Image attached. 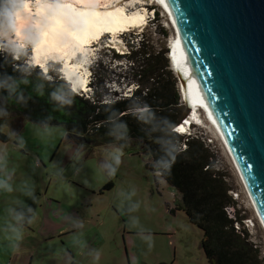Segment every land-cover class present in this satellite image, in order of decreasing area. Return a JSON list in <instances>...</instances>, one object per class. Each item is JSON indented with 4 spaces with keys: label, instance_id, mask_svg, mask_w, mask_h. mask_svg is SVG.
<instances>
[{
    "label": "rangeland",
    "instance_id": "rangeland-1",
    "mask_svg": "<svg viewBox=\"0 0 264 264\" xmlns=\"http://www.w3.org/2000/svg\"><path fill=\"white\" fill-rule=\"evenodd\" d=\"M68 1L80 3L79 0ZM91 1L101 7L107 1L111 4L116 0L88 2ZM139 1L141 3H135V7L141 12L144 10L142 24L124 28L114 35L110 32L100 34L87 46L88 53H79L77 59H72L84 64L86 82L92 81L95 86L89 88L85 84L86 93L72 88L70 84L74 92L90 94L96 89L103 98L112 99L127 96L134 88L131 86L142 66L138 63L129 66L124 60H112L110 53L104 49L108 45L113 46L116 53L123 54L128 50L125 40L137 45L142 35L154 51L165 50L167 40L171 47L175 36L172 41L171 27L161 6L154 0ZM117 3L123 5L120 0ZM133 6L134 3L126 4V13ZM151 6H155L154 11L158 12L157 20L149 8ZM161 28L166 32L165 37L158 33ZM108 42L110 44L107 45ZM28 59L29 49L24 61L29 66H35ZM53 63H58L59 70L53 67ZM35 67L48 79L55 72H62L61 61L47 60L45 68L38 64ZM9 110L12 113L10 120H14L17 113L11 106ZM203 123L206 127L204 130L194 127L191 133L200 137L203 148L212 157L213 169L223 176L229 188L227 194L233 204L225 207L226 213L231 218L240 219L235 228L246 233V244L257 248L259 264H264V232L217 136L211 126ZM4 124L9 125L8 121L0 120V126ZM6 131L0 133L9 139ZM17 134L25 147L17 150L14 146L19 141L8 140L5 143L8 152L6 167L0 172V178H3L14 170L11 183L17 189L12 193L0 191V264L7 262L8 250H15L10 264H66L70 257L75 264H208L200 247L201 230L178 209L179 194L149 167L152 160L143 154L142 146L134 144L135 150H127L130 145H100L92 147L91 154H88L83 147L78 149L76 144L68 141L63 127L52 125L44 129L28 121H22ZM117 155L120 156L118 165L115 160ZM109 166L116 168L111 178L108 177ZM25 181L35 187V203L20 191ZM107 183H111L112 187L100 192ZM17 200L31 206L35 217L30 225L24 223L23 239L19 248L14 249L8 246L6 237H11V233L6 229L9 223L14 225L15 221L11 220L6 210L17 207ZM44 215L54 222H44ZM52 224L62 228V231L42 237L37 235L38 231L44 233L43 225L52 227ZM80 224L83 227H79ZM240 236L243 237L242 234ZM102 243L104 246L98 259H94L89 253H93ZM5 247L8 250L2 251Z\"/></svg>",
    "mask_w": 264,
    "mask_h": 264
},
{
    "label": "trees",
    "instance_id": "trees-1",
    "mask_svg": "<svg viewBox=\"0 0 264 264\" xmlns=\"http://www.w3.org/2000/svg\"><path fill=\"white\" fill-rule=\"evenodd\" d=\"M158 33L166 36L162 28ZM125 44L128 50L123 54L116 53L111 46L104 49L114 61L124 60L129 66L138 63L142 67L130 93L112 99L103 98L96 89L90 94L74 92L57 72L45 79L35 66L22 63L24 57L16 60L0 54V75L26 79L28 83L20 84V88L25 96L31 97L26 106L10 105L17 113L14 120H6L10 130L17 134L22 121L39 126L42 123L59 125L65 130L68 141L75 143L78 149L83 147L88 154L92 147L100 145H130L127 150H135L134 144L142 146L143 154L152 160L149 167L179 194L178 209L201 230L200 247L208 264H259L257 248L247 245L246 233L234 227L240 219L226 213L225 207L233 204L227 194L229 188L223 176L213 169L212 157L203 148L200 137L171 131L184 115V108L178 102L176 79L167 69L166 50L154 51L142 35L137 45L127 39ZM53 67L57 69L58 65L53 64ZM37 85L43 86V95L38 94ZM88 85L95 88L92 81ZM6 86L13 88L15 83ZM52 91L70 97L72 104L52 101ZM137 117L147 123L138 122ZM121 124L127 126L126 138L116 139L108 134L110 130L123 132ZM8 140L0 133L1 142ZM157 161L163 171L154 166ZM111 187L112 184L107 183L100 192Z\"/></svg>",
    "mask_w": 264,
    "mask_h": 264
},
{
    "label": "water",
    "instance_id": "water-1",
    "mask_svg": "<svg viewBox=\"0 0 264 264\" xmlns=\"http://www.w3.org/2000/svg\"><path fill=\"white\" fill-rule=\"evenodd\" d=\"M169 2L187 68L209 99L264 222V0Z\"/></svg>",
    "mask_w": 264,
    "mask_h": 264
},
{
    "label": "bare ground",
    "instance_id": "bare-ground-1",
    "mask_svg": "<svg viewBox=\"0 0 264 264\" xmlns=\"http://www.w3.org/2000/svg\"><path fill=\"white\" fill-rule=\"evenodd\" d=\"M88 1L89 0H79L78 2L81 4H74L68 0H60L59 2L48 0H35L32 2L27 0L24 8V15L18 20L20 26H24L26 23H32L37 24L41 30H47V35L42 37L40 44L35 48L29 47L28 60L32 61L31 64L35 66L38 64L45 68L47 60L61 61L62 74H64L66 80L73 85V88L78 90L87 87L85 86L86 79L84 76L86 71L84 64L81 65L78 62L72 61V59L75 57L77 59L79 53H88L89 50L87 46L90 45L92 40L100 36V34L110 32L114 35L124 28L134 27L140 23L142 24L145 18L144 10L141 12L137 10L138 7H135V3H141L139 0H120L123 2V5H119L117 0L111 2V4L107 1V4L105 2V5L101 7H97L94 2L92 4V1ZM154 2H156L159 7L162 6L165 8L163 14L166 20H168L167 24L171 27L172 41L174 40L173 36H175L173 44L168 49L169 59L177 65V72L182 74L184 78L183 81L186 82V87L184 84L182 86L184 91L188 88L190 99L195 102L197 101V104L203 108H205V104H207L206 109L210 112L212 106L209 99L205 93L202 94L203 90L197 85L198 82L195 75L193 74L191 76L187 68L188 52L185 50L184 42L178 34L179 28L169 0H154ZM131 3H134V6L126 13L124 7L126 4L130 5ZM53 4L57 5V7H46ZM52 16L56 17L58 23L50 27ZM83 55L87 56L86 54ZM210 114V120L213 121V123L211 122V128L213 129L212 125H214L215 129H213V131L236 172L255 219L264 232L262 217L255 202L251 198L250 190L231 152L229 144L225 139L223 131L217 122V117L213 112ZM184 129L185 126L181 123L178 127L179 132L182 133Z\"/></svg>",
    "mask_w": 264,
    "mask_h": 264
},
{
    "label": "clouds",
    "instance_id": "clouds-1",
    "mask_svg": "<svg viewBox=\"0 0 264 264\" xmlns=\"http://www.w3.org/2000/svg\"><path fill=\"white\" fill-rule=\"evenodd\" d=\"M26 2L27 0H0V54H3L6 57H10L11 59L14 58L18 60L21 59V57H27L29 47L35 48L38 44H40L42 37L45 36V34H47V30L46 29L41 30L37 24L26 23L24 26H20L18 24L19 18L23 17L24 15V8ZM46 7L56 8L57 5L53 4V5H48ZM154 7L155 6H151L149 8L152 9L151 12L155 19L156 13L158 12L154 11ZM161 8L163 9V11H165L164 7L161 6ZM56 23H58V20L56 19L55 16H52L50 27ZM168 43L169 40H167L166 49H165L166 50L165 56L168 59L167 69L171 73H173L176 77L175 79H177L176 73L179 74L180 72H177L176 69L177 65H175L169 59L168 49L170 48V44L168 45ZM22 62L26 63L27 66L29 67V63L27 61L23 60ZM57 70H59V67H57ZM59 75L61 78L65 80L66 83H68L70 87V83L66 80L64 74H62V72H59ZM45 78L47 79V77ZM13 82L15 83V87L10 88L6 86L7 84H11ZM27 83L28 81L26 79L13 78V77L9 78L7 74L0 75V120L10 121V118L12 116V113L9 110L10 105H18V106L27 105V101L31 97L25 96L23 94V90L20 88V84H27ZM86 84H88V82H86ZM42 87H43L42 85H37V92L39 95H43V91L41 90ZM175 87L178 94V102L184 108V115L181 117V119L178 122L180 124L183 123L185 129L182 133H180L178 130L180 124L177 122L175 125L171 127V131L179 135H192L193 133H191V130H193L194 127H197L202 130L206 128L204 126L203 121L205 122V124L211 126V122L213 123V121L210 120L211 114L206 109L207 104H205V108H203L197 104V101L196 102L192 101L190 99V93L188 92V88H186V91H184L178 79L176 81ZM72 88L70 87V89L74 91V89ZM80 90L85 91V88L84 89L82 88ZM50 99L54 102H58L60 105H71L73 102L70 97L58 94L56 91H52L50 93ZM187 109H188V113L185 115ZM137 119L138 122L147 123L145 121H139L138 117ZM41 127L47 129L49 125L47 123H42ZM119 127L123 129V132L117 133L113 130H110L108 134L114 135L116 139L126 138V132H127L126 124H121ZM212 127L213 129H215L214 125H212ZM5 129H7L5 133L9 136V141L11 140L19 141L14 146L17 150L25 147V144L22 142V138L19 137L18 134L13 133L9 129L8 124H4L0 126V131H4ZM7 156H8V152H7V148L5 147V143L0 142V172H3L4 168L6 167ZM115 160L118 165L120 162V156L117 155L115 157ZM154 166L158 168V171L164 170L159 167V161L155 162ZM168 167L170 168V164L168 165ZM115 173H116V168L109 166L108 177L109 178L113 177ZM14 174L15 172L13 170L12 172L7 173L6 176H4L3 178H0V191L12 193L17 190L16 188H14L13 184L11 183ZM20 191L25 197L32 199L34 203L36 202L34 185H31L25 181L22 183V187L20 188ZM15 203L17 207H9L6 210L8 212V215L11 217V220L15 221L14 225L9 223L6 231L11 233V237H6V239L9 240L10 247L14 249H18L19 243L23 239V232H22L23 225L24 223L30 225L33 222L35 217V212L33 208L31 206H27L25 202L17 200L15 201ZM79 227H83V225L80 224ZM89 255H92L94 259H98L99 257L98 252L89 253ZM71 262H72V258L70 257L66 262V264H71Z\"/></svg>",
    "mask_w": 264,
    "mask_h": 264
},
{
    "label": "crops",
    "instance_id": "crops-1",
    "mask_svg": "<svg viewBox=\"0 0 264 264\" xmlns=\"http://www.w3.org/2000/svg\"><path fill=\"white\" fill-rule=\"evenodd\" d=\"M76 219V216H74V220ZM43 220H44V222H54V220L53 219H50V218H48V216L47 215H44L43 216ZM56 221H57V219H56ZM43 227H45L44 229H42V231L44 232V233H46V234H44V233H42L41 231H38L37 232V235H39V236H41V235H54V234H59L62 230V228H57V226L56 227H54V225L52 224V227L50 226V225H43ZM29 232H33V231H29ZM25 235H27V233L25 232L24 233ZM42 237V236H41ZM8 246H9V243H8ZM104 246V243H102L94 252H98L99 254H100V251H101V249H102V247ZM10 247V246H9ZM7 251L8 249L5 247L4 249H2V251ZM9 251V250H8ZM7 251V257H8V259H7V262L5 263V264H10V262L12 261V256L15 254V250H10L9 252ZM73 263V262H72ZM73 264H75V262L73 263Z\"/></svg>",
    "mask_w": 264,
    "mask_h": 264
},
{
    "label": "built area",
    "instance_id": "built-area-1",
    "mask_svg": "<svg viewBox=\"0 0 264 264\" xmlns=\"http://www.w3.org/2000/svg\"><path fill=\"white\" fill-rule=\"evenodd\" d=\"M237 223H235V225H236ZM235 227V226H234ZM237 229V228H236Z\"/></svg>",
    "mask_w": 264,
    "mask_h": 264
},
{
    "label": "snow or ice",
    "instance_id": "snow-or-ice-1",
    "mask_svg": "<svg viewBox=\"0 0 264 264\" xmlns=\"http://www.w3.org/2000/svg\"><path fill=\"white\" fill-rule=\"evenodd\" d=\"M45 35H47V34H45Z\"/></svg>",
    "mask_w": 264,
    "mask_h": 264
}]
</instances>
